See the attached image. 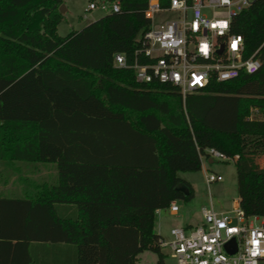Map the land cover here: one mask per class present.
Returning a JSON list of instances; mask_svg holds the SVG:
<instances>
[{
  "label": "trees",
  "instance_id": "16d2710c",
  "mask_svg": "<svg viewBox=\"0 0 264 264\" xmlns=\"http://www.w3.org/2000/svg\"><path fill=\"white\" fill-rule=\"evenodd\" d=\"M61 2L0 0V179L18 171L15 161L56 171L54 182H24L23 197L6 201L10 224L33 226L37 241L54 245L51 264H134L147 249L162 264L153 212L191 197L176 172L199 170L207 148L234 158L238 205L264 218V121L246 119L250 106H264V0L230 25L258 69L212 80L183 103L172 88L141 85L112 64L115 53L129 61L147 29L146 0H107L118 10L64 36Z\"/></svg>",
  "mask_w": 264,
  "mask_h": 264
},
{
  "label": "built area",
  "instance_id": "2783aa9c",
  "mask_svg": "<svg viewBox=\"0 0 264 264\" xmlns=\"http://www.w3.org/2000/svg\"><path fill=\"white\" fill-rule=\"evenodd\" d=\"M251 1L168 0L165 6H160L159 0H146L143 16L148 21L147 29L142 32L130 60L115 53L112 64L131 69L136 83L172 88L182 103L186 95L202 91L212 80L222 82L240 73H254L259 67L255 52L243 57L242 39L230 30L232 18ZM96 6L118 10L117 2L107 0L90 1L87 9ZM164 12H170V18L156 22L157 14ZM203 45H207L206 50H202ZM246 119L264 121V106H250ZM204 152L205 155H199L201 162L234 160L214 148ZM203 170L206 184L222 179L219 174ZM165 209L176 214V200H170ZM200 215L202 224L194 228L171 227L168 240L157 239L158 248L166 247L176 264H257L264 259V218L245 216L237 198L225 211L201 207ZM230 240L235 247L232 253L224 247Z\"/></svg>",
  "mask_w": 264,
  "mask_h": 264
},
{
  "label": "rangeland",
  "instance_id": "374dc122",
  "mask_svg": "<svg viewBox=\"0 0 264 264\" xmlns=\"http://www.w3.org/2000/svg\"><path fill=\"white\" fill-rule=\"evenodd\" d=\"M90 1L97 3L99 0H62L60 4L64 10L61 13V20L56 25V33L64 36L71 30H79L106 12V10L98 6L88 10L87 5ZM170 15V12L157 14L156 22L165 18L168 19ZM261 90L264 93V86L261 87ZM259 165H264V160H259ZM203 168L206 173L219 174L222 179L206 184ZM43 169L42 166H36L35 168L18 167L20 172H30V175L37 177L42 175ZM48 170L52 172L51 169L45 168V171ZM176 175L190 184L192 195L187 200L176 199L178 212L175 215H169L167 210L162 208L159 224L157 218L154 217L153 230L163 240L170 238L168 231L171 227H184L185 222L189 223L191 228L202 224L201 207L211 206L214 210H217L219 205L227 204L232 199H236L235 167L232 160L213 159V161L208 163L202 161V166H200L199 170L177 171ZM159 252L162 257V264H176V260L170 257V251L166 247L159 248ZM156 260V254L147 249L137 255L134 264H157ZM257 264H264V259L258 260Z\"/></svg>",
  "mask_w": 264,
  "mask_h": 264
},
{
  "label": "crops",
  "instance_id": "0c3cea01",
  "mask_svg": "<svg viewBox=\"0 0 264 264\" xmlns=\"http://www.w3.org/2000/svg\"><path fill=\"white\" fill-rule=\"evenodd\" d=\"M211 162L210 160L206 161ZM13 165L17 167H23V168H35L36 166H42L43 173L40 177H37L35 175H30V172H20L18 171H10L8 174L7 179H0V199L3 198V201L0 200V215L2 213V216L6 218L4 220L3 225H0V258L2 257V263L3 264H27L28 259L29 260H35V257L41 258V264H51L52 259L50 252L51 249H57L54 248V245H51V243L47 241H37L38 236H33L32 233H34V227L33 226H25L22 223H17L15 225L10 224V207L7 205L8 200H18L23 197L22 189L24 182L27 183L29 181L32 182H43V183H52L56 179V171L54 163L52 162H38V163H24L20 161H15L12 163ZM202 166V162L200 164ZM263 167V166H262ZM45 168L51 169L45 171ZM204 169V168H203ZM21 176H25L26 180H23ZM178 177V176H177ZM180 178V177H179ZM182 179V178H180ZM189 186L190 184L185 180ZM183 183V182H182ZM191 188V187H190ZM4 190V192H2ZM192 191V190H191ZM237 198V197H236ZM176 200V199H175ZM232 199L227 204H221L219 205V208L216 211H225L230 208L231 204L233 203ZM162 208L158 210V213L155 214L153 212V228H154V217L157 218L158 224H159V216L161 215ZM168 213V212H167ZM169 214V213H168ZM172 215V214H169ZM175 215V214H173ZM190 226L189 223H184V227ZM45 230V229H41ZM46 231V230H45ZM154 231V230H153ZM49 230L47 231V233ZM27 233L26 236H31V243L29 244L28 248L26 244H23L24 236ZM44 236L45 238H49V234ZM61 244L60 242H58ZM31 250V252H29ZM33 252H38L37 254H34ZM39 252L41 255H39ZM37 258V259H38ZM31 263V261L29 262ZM28 263V264H29ZM38 264V262H36ZM40 264V263H39Z\"/></svg>",
  "mask_w": 264,
  "mask_h": 264
},
{
  "label": "water",
  "instance_id": "95a60500",
  "mask_svg": "<svg viewBox=\"0 0 264 264\" xmlns=\"http://www.w3.org/2000/svg\"><path fill=\"white\" fill-rule=\"evenodd\" d=\"M63 10H64L63 6L59 4L58 11L62 13ZM174 190L182 193L183 195H186L188 193V187L182 182H177L174 186ZM224 247L229 253H232L235 250L233 240L227 242Z\"/></svg>",
  "mask_w": 264,
  "mask_h": 264
},
{
  "label": "snow or ice",
  "instance_id": "6c2138e0",
  "mask_svg": "<svg viewBox=\"0 0 264 264\" xmlns=\"http://www.w3.org/2000/svg\"><path fill=\"white\" fill-rule=\"evenodd\" d=\"M235 47H236V44L233 43V48H235ZM206 48H207V45H203V46H202V50H206Z\"/></svg>",
  "mask_w": 264,
  "mask_h": 264
},
{
  "label": "clouds",
  "instance_id": "9594fccd",
  "mask_svg": "<svg viewBox=\"0 0 264 264\" xmlns=\"http://www.w3.org/2000/svg\"><path fill=\"white\" fill-rule=\"evenodd\" d=\"M224 25L222 24L221 27H223Z\"/></svg>",
  "mask_w": 264,
  "mask_h": 264
}]
</instances>
